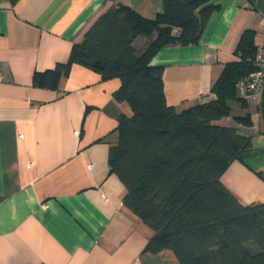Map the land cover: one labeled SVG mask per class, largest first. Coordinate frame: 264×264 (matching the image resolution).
Wrapping results in <instances>:
<instances>
[{"label":"crops","instance_id":"0c3cea01","mask_svg":"<svg viewBox=\"0 0 264 264\" xmlns=\"http://www.w3.org/2000/svg\"><path fill=\"white\" fill-rule=\"evenodd\" d=\"M217 5L198 42L168 44L151 59L163 66L166 102L178 111L214 98L211 86L245 30L264 49V0ZM145 18L164 0H0V264H178L170 250H144L151 229L123 204L126 188L110 171L126 101L117 77L72 63L54 88L34 74L65 62L93 20L112 4ZM145 36L134 43L146 44ZM217 120L251 134L253 148L223 172L242 204L264 201V97ZM248 114L251 125L233 117Z\"/></svg>","mask_w":264,"mask_h":264},{"label":"trees","instance_id":"16d2710c","mask_svg":"<svg viewBox=\"0 0 264 264\" xmlns=\"http://www.w3.org/2000/svg\"><path fill=\"white\" fill-rule=\"evenodd\" d=\"M211 1L164 0L154 18L112 4L72 45L68 60L36 72L34 84L56 87L72 63L119 79L113 96L132 114L118 116L108 161L126 188L123 204L152 231L144 250H170L178 264H264V201L242 204L221 180L253 148L252 135L217 122L230 115V101L250 103L236 83L255 69L254 31L240 36L236 58L211 86L214 98L181 111L166 102L163 66L151 63L164 45L198 42L217 7ZM138 36L147 38L142 47L134 43ZM233 118L252 124L248 114Z\"/></svg>","mask_w":264,"mask_h":264},{"label":"built area","instance_id":"2783aa9c","mask_svg":"<svg viewBox=\"0 0 264 264\" xmlns=\"http://www.w3.org/2000/svg\"><path fill=\"white\" fill-rule=\"evenodd\" d=\"M255 69L236 83L239 96L249 102H259L264 97V49L254 56Z\"/></svg>","mask_w":264,"mask_h":264}]
</instances>
